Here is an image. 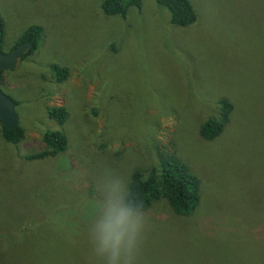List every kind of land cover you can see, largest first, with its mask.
<instances>
[{
    "label": "rangeland",
    "instance_id": "1",
    "mask_svg": "<svg viewBox=\"0 0 264 264\" xmlns=\"http://www.w3.org/2000/svg\"><path fill=\"white\" fill-rule=\"evenodd\" d=\"M104 1L0 0L4 54L28 28L42 34L0 82L25 129L9 144L0 122V264H101L89 240L97 180L110 170L130 185L161 157L200 180L201 198L189 216L165 200L145 211L137 264H264V0H190L187 28L156 0L126 18L106 16ZM221 100L230 120L205 140ZM55 107L64 125L49 118ZM57 130L64 152L27 159Z\"/></svg>",
    "mask_w": 264,
    "mask_h": 264
},
{
    "label": "trees",
    "instance_id": "2",
    "mask_svg": "<svg viewBox=\"0 0 264 264\" xmlns=\"http://www.w3.org/2000/svg\"><path fill=\"white\" fill-rule=\"evenodd\" d=\"M156 2L170 12L171 23L174 26L187 28L197 22L198 15L190 0H156ZM131 7L141 9L142 0H105L102 4L103 13L106 16H120L122 18L127 17ZM4 35V22L0 16V54L4 53ZM41 38V29L37 26L28 28L20 36L13 49L27 42L33 44V48L21 61L38 49ZM52 69L59 82L67 79V69L57 66ZM4 73V70H0V82L3 80ZM16 105L18 106L17 102ZM219 105L221 108L220 117L210 119L201 127L200 134L205 140H213L222 133L225 125L230 120L232 105L226 100H221ZM48 116L59 125H64L68 120V112L64 107L49 109ZM0 122L2 125V137L6 143L16 145L24 139L25 129L21 125L9 130L4 126L1 119ZM43 140L45 144L44 151L30 155L27 159L40 160L47 157H55L68 147L66 136L58 130L47 131ZM166 158L161 157L159 167L153 168L148 175L142 171L134 172L130 183L131 191L143 204L145 211L154 203L165 200L177 215L189 216L199 205L201 182L180 160L175 157Z\"/></svg>",
    "mask_w": 264,
    "mask_h": 264
},
{
    "label": "clouds",
    "instance_id": "3",
    "mask_svg": "<svg viewBox=\"0 0 264 264\" xmlns=\"http://www.w3.org/2000/svg\"><path fill=\"white\" fill-rule=\"evenodd\" d=\"M97 210L89 227L92 250L101 264H137L149 217L129 182L110 170L96 182Z\"/></svg>",
    "mask_w": 264,
    "mask_h": 264
},
{
    "label": "water",
    "instance_id": "4",
    "mask_svg": "<svg viewBox=\"0 0 264 264\" xmlns=\"http://www.w3.org/2000/svg\"><path fill=\"white\" fill-rule=\"evenodd\" d=\"M33 48L31 42H27L16 47L10 53L0 54V70H14L18 63L26 56V54ZM16 102L8 97L0 89V119L4 126L9 129H15L20 125L19 114L16 111Z\"/></svg>",
    "mask_w": 264,
    "mask_h": 264
},
{
    "label": "flooded vegetation",
    "instance_id": "5",
    "mask_svg": "<svg viewBox=\"0 0 264 264\" xmlns=\"http://www.w3.org/2000/svg\"><path fill=\"white\" fill-rule=\"evenodd\" d=\"M14 50V49H13Z\"/></svg>",
    "mask_w": 264,
    "mask_h": 264
}]
</instances>
